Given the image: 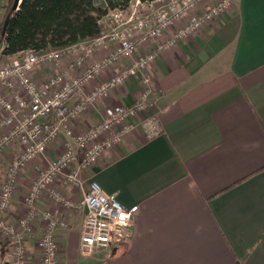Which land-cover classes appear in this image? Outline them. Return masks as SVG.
Listing matches in <instances>:
<instances>
[{
  "label": "crops",
  "instance_id": "1",
  "mask_svg": "<svg viewBox=\"0 0 264 264\" xmlns=\"http://www.w3.org/2000/svg\"><path fill=\"white\" fill-rule=\"evenodd\" d=\"M146 71L153 76L148 99L156 131L151 134L145 114H138L123 141L80 173L85 188L95 180L122 205L137 206L131 236L111 256L106 250L81 253L84 210L42 196L38 208L59 219L58 264H264V0H234L221 18L161 51ZM49 72L40 67L33 77L42 80ZM139 88L138 77H131L75 126L97 122L103 106L132 104ZM62 145L58 139L48 151L55 157ZM81 156L78 151V161ZM38 161L17 182L11 218L25 211V187ZM57 186L80 198L78 189ZM43 227L37 220L26 240L27 264H41ZM0 248L8 262L2 238Z\"/></svg>",
  "mask_w": 264,
  "mask_h": 264
},
{
  "label": "built area",
  "instance_id": "2",
  "mask_svg": "<svg viewBox=\"0 0 264 264\" xmlns=\"http://www.w3.org/2000/svg\"><path fill=\"white\" fill-rule=\"evenodd\" d=\"M154 1L136 0L127 15L118 11L113 18L107 17L108 28L97 37L62 49H28L0 64V160L6 161L0 179V237L6 241L9 255V261L4 262L0 248V264H27L26 240L39 219L44 223L38 240L41 264H58L54 231L59 219L52 210L38 208L42 196L62 207L84 210L81 253L111 251L131 236L137 206L122 205L95 180L85 188L80 173L123 141L135 128L133 119L138 114H145L143 120L154 134L155 116L150 113L148 99L153 76L146 70L161 51L221 18L234 6V0ZM172 28L170 37L145 53L139 52L142 45ZM40 67L50 71L42 80L33 77ZM113 67L115 70L107 74ZM131 77H138L140 85L132 104L103 106L97 122L84 129L75 126L78 117L108 99ZM60 138L62 149L49 157V145ZM78 151L82 155L79 161ZM38 160L45 165L25 187V211L11 218L17 182L29 163ZM57 183L78 189L80 198L75 201L67 197Z\"/></svg>",
  "mask_w": 264,
  "mask_h": 264
},
{
  "label": "trees",
  "instance_id": "3",
  "mask_svg": "<svg viewBox=\"0 0 264 264\" xmlns=\"http://www.w3.org/2000/svg\"><path fill=\"white\" fill-rule=\"evenodd\" d=\"M136 0H21L9 1L0 23V57L13 58L25 50L62 49L102 33L103 17L124 11ZM149 3L154 0H139ZM8 22L1 34L5 17Z\"/></svg>",
  "mask_w": 264,
  "mask_h": 264
},
{
  "label": "rangeland",
  "instance_id": "4",
  "mask_svg": "<svg viewBox=\"0 0 264 264\" xmlns=\"http://www.w3.org/2000/svg\"><path fill=\"white\" fill-rule=\"evenodd\" d=\"M9 1H10V0H0V23H1V21L3 20V15H4L5 10L7 9V6H8V4H9ZM131 5H133V2H130L128 8L125 9V10L123 11L124 14L127 15V14L129 13V11H130V9H131ZM118 11H119V10H113V11L109 12L108 15H106L105 17L102 18V20H101V23H102V32L105 31V30L108 28V27H107L106 18H107V17H111V18H113L114 13H117ZM11 60H12L11 58L0 57V64L5 65L6 63L10 62ZM80 129H81V128H80ZM60 140L63 142V138H60ZM6 152H7V151H6ZM48 152H49V151H48ZM48 156H49V157H53V156L50 154V152H49ZM0 163H1V164H0V179H1V176H2V169L4 168V165H5V163H6L5 159H1V160H0ZM36 164H37V166H35L34 171H32V173L34 174V177L36 176V173H38V171H39L41 168L44 167L45 162L39 160L38 163H36ZM30 179H31V178H30ZM70 187H71V186H70ZM16 194H17V193H16ZM18 194H20V193L18 192ZM21 194H22V193H21ZM16 196H17V195H16ZM18 196H19V195H18ZM12 211L15 212V209L13 210V206L11 207V214L15 215V213L12 212ZM0 241H1V237H0ZM119 245H120V243H119L118 245H116V246L114 247V249L111 250V251L109 252V253H110L109 256H111V255L114 254L113 251H115V249H117V248L119 247ZM79 251H80V250H79ZM80 252H81V251H80Z\"/></svg>",
  "mask_w": 264,
  "mask_h": 264
},
{
  "label": "water",
  "instance_id": "5",
  "mask_svg": "<svg viewBox=\"0 0 264 264\" xmlns=\"http://www.w3.org/2000/svg\"><path fill=\"white\" fill-rule=\"evenodd\" d=\"M20 1H21V0H13V3H12V6H11V9H16V8L18 7V5L20 4ZM8 19H9L8 16H6L5 19H4V22H3V25H2L1 34L4 33V30H5V27H6V25H7Z\"/></svg>",
  "mask_w": 264,
  "mask_h": 264
}]
</instances>
